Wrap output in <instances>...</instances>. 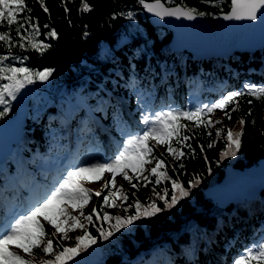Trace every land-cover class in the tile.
<instances>
[{
    "label": "trees",
    "instance_id": "16d2710c",
    "mask_svg": "<svg viewBox=\"0 0 264 264\" xmlns=\"http://www.w3.org/2000/svg\"><path fill=\"white\" fill-rule=\"evenodd\" d=\"M161 1L167 6L181 4L211 13L204 16L212 20L221 13L228 12L231 5V0H222L219 7L205 3L204 0ZM25 2L32 12L22 13L21 16L29 15L33 18V22L40 27V35L36 39L50 47L40 53L30 48L28 41H24L25 47L17 45L12 47L11 51L5 45L0 47V55L8 58L0 67H18L24 64L31 71L52 70L48 79L51 85L48 91L51 102L37 118L32 117L33 103H30L24 136L20 141L30 162V173L36 178L40 177V172L32 168V165L38 162L37 152L40 151L42 159L47 162L55 151L58 152L69 145L70 124L66 122L65 115L72 111L71 105H81L84 101L94 109L107 105L103 110V119L114 133H117L119 124L127 122L128 116L125 115L122 103L113 96L108 98L103 87L111 89L114 95H121L133 116L143 124L138 112L139 104L135 103L137 95L131 87L139 86L142 93L152 91L154 100L160 90V84L163 83L159 97L179 103L185 101L179 92L185 95L193 93L200 101L214 102L215 97L207 93L204 85L217 88L220 73L244 74V77L253 82L264 85V47L253 51L232 52L228 58H194L193 54L186 50H174L169 46L172 30L169 27L152 25L139 0H86L92 9L88 12L79 11L82 0H45V6L49 9L47 13L43 11L38 0ZM128 13H132V17H129ZM44 25L49 27L45 28ZM25 27L27 28V25ZM3 30L5 26L0 25V31ZM51 30L57 32L56 37L46 35ZM8 31L19 39L15 31ZM30 32L31 29L28 28L23 34L28 35ZM122 34L126 35L127 39L117 47ZM102 45L110 47L106 56L100 54ZM35 82L40 86L37 79ZM227 91L245 92V88L238 82ZM105 100L107 102H104ZM249 100L252 101L251 104L248 103ZM237 103L239 110L232 112V118L229 120L224 113L232 111ZM216 110L229 124L227 129L233 131H239L238 121L241 117L245 119L241 148L237 155L221 159L226 147V133L218 137L213 128H197L194 121L181 118V123L190 129L182 130V134L191 137L188 143L195 149V153H190L186 147L182 148L186 155L176 161L167 155L166 146L153 148V156L165 160L167 176L171 178L162 177L161 182L156 184V193L164 195V189H167L166 199L170 200L171 181L178 179L186 188L191 189L189 195L172 209L162 211L155 217L136 221L133 225L114 233L108 240L102 239L98 231L101 227L108 230L104 221L97 220L94 216L95 222L88 224L87 229L96 237V244L81 252L68 264H213L228 259L227 263H230L236 255L230 257V247L225 246V243L229 242L230 246L240 243L239 251L253 241H257L259 246L264 245V188L253 199L230 202L224 207L214 203L205 193L207 188L223 179L227 166L239 169L250 167L264 156V101L245 94L229 104L226 109ZM14 111H7L0 119L8 117ZM208 115L204 114L202 119H207ZM75 117L76 113L72 112L73 125ZM84 126L90 128L88 131L80 128L85 139L92 140L95 133L90 132L96 130L99 143L101 132L96 127L93 128L94 122L88 119ZM213 142L214 146L208 147V144ZM86 144L89 145V142ZM149 144H154V141L150 140ZM173 146L179 147L175 143ZM160 150L166 152V155L160 154ZM7 160L11 177L17 179L20 178L19 173L26 174L14 158ZM180 163H183V168L179 167ZM154 166L153 160L149 168ZM196 179L199 183L193 188L190 182ZM16 184L22 191L25 190L21 181ZM7 186V176L0 173V191ZM155 199L157 206L163 208L164 201L159 200L156 195ZM125 204H131L129 194ZM108 209L104 208L105 211ZM129 210L135 212L134 207ZM46 231L50 233L49 230ZM259 232L262 234L261 239H258ZM57 244L60 245V241L53 237L54 247ZM224 246L226 250H223ZM41 258L51 259L52 256L37 249L35 256L31 257L34 264H40ZM166 258L168 259L165 260ZM251 264L257 262L252 261Z\"/></svg>",
    "mask_w": 264,
    "mask_h": 264
},
{
    "label": "snow or ice",
    "instance_id": "6c2138e0",
    "mask_svg": "<svg viewBox=\"0 0 264 264\" xmlns=\"http://www.w3.org/2000/svg\"><path fill=\"white\" fill-rule=\"evenodd\" d=\"M38 2L43 7V11L47 13L49 9L45 6V0H38ZM139 2L144 4V7L149 12L160 17L184 16L188 19H193L194 15H211V13L201 12L186 6L164 7L161 0H154L153 3H145V0H139ZM204 2L219 7L222 0H204ZM91 10V6L86 0H82L79 11L88 12ZM261 10H264V0H231L230 10L224 14V18L236 20L249 19L254 21ZM65 11H67L66 6ZM31 12L32 9L27 7L25 0H0V25L5 26V30L0 31V42H3L0 44V47L6 45L9 51H11V48L17 45L21 48L25 47L24 41H28V46L40 53H43L50 47V45L36 39L40 35V27L37 23L33 22V18L29 15L21 16L22 13ZM127 15L132 17L133 14L128 13ZM25 25H27V28ZM44 27L48 28L49 26L44 25ZM28 28L31 29L30 34L24 35L23 32L27 31ZM8 29L15 31L19 39L17 40L15 36L10 35ZM46 35L56 37L57 32L51 30ZM7 58V56L0 55V64L7 60ZM13 59H19V57H13ZM51 75V69L31 71L26 67H0V79L8 81V83L0 85V105H8L10 107V103L5 99V95L15 99L16 93L25 84H31L35 79L41 81L47 80ZM245 94L264 101V86L250 87L246 85L245 92L229 93L226 98L217 103L196 111L176 110L158 113L155 116V126L149 131H145L143 135L129 139L126 142L127 148L116 155L111 161L107 163H90L69 171L66 178L59 183L55 191L28 210L25 215L16 219L15 223L10 224L3 233H0V264H34V260L26 258L24 254L34 257L35 250L37 249L42 250L45 255L52 256L51 259L41 258L40 264H68L74 257L97 242L96 237L89 233L85 227V223L82 221L93 224L95 222L93 217L95 216L97 220L108 222V230L102 227L98 229L100 237L108 240L114 233L133 225L136 221L155 217L162 211L172 209L181 199L188 196L191 191L190 188H186L181 184L178 179L171 181L172 194L170 200L166 199L168 195L167 189H164V195H160V193L155 194L159 200L164 201L163 208L157 206L156 200H151L148 204H142L139 200H136L128 204L127 207H124L125 213L128 212V209L135 208L134 214L131 215H112L104 210L105 207H117V200H121L122 202L128 200V193L124 192L123 185H117L116 183L118 175L122 176L134 189L139 187V183H133L134 179L138 182L143 181L145 186L151 182L159 184L162 177L164 179H171L167 176L165 160L153 156L154 147L166 146L167 153L176 161H180L186 155L181 150L182 148L186 147L190 153H195V149L188 143L191 137L182 134V130L190 129H188L186 124L181 123V118L194 121L197 128L203 126L211 129L216 124H222V120L202 119V116L205 113H213L215 109H226L229 104ZM248 103L251 104L252 101L249 100ZM237 110H239V103L236 104V107L232 111H225L224 115L231 120L232 112ZM7 111L8 107L0 111V117L6 115ZM251 112L252 109L250 108L249 115H251ZM238 123L240 125L239 131H233L230 128H216V135L218 137L226 133V147L221 154V159L228 156H236L240 151L241 137L244 134V117H241ZM208 135H211V131H209ZM150 140L154 141V144L150 145ZM174 143L179 145V147H174ZM214 143H209L208 147H213ZM202 150L203 146H201ZM153 160L155 161V166L147 168L146 165L152 164ZM183 166V163H180L179 167L183 168ZM129 171H131L132 175H129ZM104 173H109V177L105 178ZM153 177L155 178L154 181L151 179ZM101 180L103 181L102 188L100 191H96L94 195L101 197L104 189H109L108 194L102 197L103 205L99 211L94 207L91 213L85 214L84 208L92 198V190L86 188L84 182ZM190 183L191 187L194 188L199 183V180L196 179ZM111 188H114L115 191H111ZM77 210L79 215H73V212ZM45 222L53 229L51 233L46 231ZM77 228L82 229L83 234L75 237V244L73 246L65 247L57 244L54 247L53 237H56L59 233L63 234L62 239H71L68 233L75 231ZM10 245L21 249L22 252L11 250ZM60 247H62V250H58ZM252 261H256L257 264H264V245H261L257 249H248L246 255L238 259L235 264H251Z\"/></svg>",
    "mask_w": 264,
    "mask_h": 264
},
{
    "label": "water",
    "instance_id": "95a60500",
    "mask_svg": "<svg viewBox=\"0 0 264 264\" xmlns=\"http://www.w3.org/2000/svg\"><path fill=\"white\" fill-rule=\"evenodd\" d=\"M153 2H154V0L148 1V3H153ZM161 3L164 5V7H169V8H174L177 6L184 7L181 4H175V5L167 6L162 1H161ZM142 7H143V10L147 16V19H149V21L151 22L152 25L169 27L172 30V37L169 41V46L171 48H173L175 50H183V49L188 50L192 54H195L197 56V58H199V59L209 57V56L228 57L232 51H237V52L253 51L255 49H259V48L264 47V33H263V35H260L257 38H254L252 40H250L249 38L242 40L241 39L242 36L235 38L239 42L237 44H232V45L227 46L226 49L215 47L213 45L214 43H211L212 45H210L211 36H208L210 39L207 37H205L204 40L199 39V41H201V42H197L196 38H187V39H184V41H178L177 37H179V36L182 37V36H186V34H192L193 33V31H192L193 29H192L189 21H191V22L194 21L195 23H197L200 26H204L205 24L203 21H205L206 25L209 29H211L213 31H219V30H217V29H219L218 27H220V26L223 27V23L225 22V21L220 22L221 18H223L224 14L227 12L221 13L217 18H215L213 20L211 18L206 17V16H199V15H194V18L190 19V20L187 17H184V18L188 19V22L186 23V25L182 24V22H178L179 21L178 19H174L173 21H171V19H169L171 24H172V26H171L169 23H166L164 21L154 20L153 18L150 17L147 8H145L143 4H142ZM263 11L264 10H262L260 12H263ZM180 17H183V16H180ZM262 28L264 29V27H262ZM216 36H218V35L216 34ZM222 36H224V35H222ZM228 37H229V35L227 36V38ZM126 39H127L126 35L122 34L120 36L116 46L118 47V46H121L122 44H124ZM207 39L210 40V42ZM186 40H190V41H186ZM26 87L28 90V95H27V98L24 101V103L20 106V109L13 116L7 118L8 120L3 119L0 121V125H1L0 126V135H1V137H3L2 134L5 135L4 144L0 149V159H4L6 157V155L11 152L12 143L20 140L21 137L23 136V128H24V123L26 121V117H27L28 104H29L30 95H31V92L33 89V85H32V83L26 84ZM261 163H264V156L258 160L257 164L252 165L250 167H244L242 169H239V168H233L232 166H227L225 168V175H224L223 179L220 182L214 184L212 187L207 188L205 193L213 199L214 203H216L222 207L226 206L230 202L243 201L245 198L246 199H252V198L256 197L258 195V193L264 188V183H261V185L260 184L257 185L258 187L254 188V191L252 194L247 195V194H244V192H241V193H239L240 196L233 197V198L229 197L228 198L229 200L225 203H223V202L218 203V201L214 199L213 194H211L210 191H213L215 188H217L219 185L222 184V182L225 179L226 171L228 168H230L234 171L244 172L245 170L258 169L260 166L263 167L264 164L261 165ZM213 192H215V191H213ZM216 194H220V193L216 191ZM223 198H225V200H226V197H223Z\"/></svg>",
    "mask_w": 264,
    "mask_h": 264
},
{
    "label": "rangeland",
    "instance_id": "374dc122",
    "mask_svg": "<svg viewBox=\"0 0 264 264\" xmlns=\"http://www.w3.org/2000/svg\"><path fill=\"white\" fill-rule=\"evenodd\" d=\"M157 16V15H156ZM197 21V20H196ZM202 23V22H201ZM157 30H160V29H157ZM186 41H190V40H186ZM197 42H201L199 40H197ZM110 50V47L108 45H102L101 47V53L102 56H106L107 55V52ZM205 52V51H204ZM18 67H26V65H19ZM30 70V69H29ZM45 70V69H43ZM41 70V71H43ZM10 74V73H9ZM49 79V78H48ZM48 79L47 80H44V81H41V80H38L40 86L37 84V82H35L34 80V88H33V92L31 94V99H30V103L32 102L33 103V108H32V116L34 118H37L43 111H44V108L46 106H48L51 102V98L50 96L48 95V90L50 89V83H48ZM4 83H8V81L6 79H0V85H3ZM26 95H27V90H26V87L24 86L23 88L20 89V91L18 93H16V98L15 99H12L10 96H7L5 95V99L7 101H9L10 103V107L8 105H0V109L1 110H4L5 107H8V111L11 112L13 110H17L18 107L20 106V104L23 102V100L26 98ZM188 100V104H187V109L188 111H192V108H198V109H201V108H204L205 106H211L210 103H204V104H200V105H196L195 107V98L193 95H191L189 98H187ZM222 99H218V101H220ZM216 102V103H217ZM190 107V108H188ZM176 110H180V109H177V108H170L168 109V111H176ZM207 119H211L213 121L215 120H222V124H216L215 127H213V129L216 131V128H224V129H227L229 127V124H227V122L223 119L222 115L220 113H218L216 110H214L213 113H211ZM13 124V123H12ZM155 124L152 126L154 127ZM151 128L147 129L148 131L150 130ZM96 153H99V154H102L101 152H97V150H95ZM160 154H163V155H166V152L160 150L159 151ZM167 155H169L167 153ZM171 156V155H169ZM58 160H59V157H58ZM147 168H149V165H146ZM109 173H106L104 176L105 178H108L109 177ZM129 175H132L131 171H129ZM152 181L155 180V178H151ZM116 183L117 185H123V190L124 192L128 193L129 194V197H130V202L133 203L134 201L136 200H139L142 204H148L151 202V200H156L155 199V194H156V184L153 182V183H149L147 184L146 186L144 185V182L143 181H136L135 179L133 180V183H139V187L138 188H132L131 185L125 181L123 179L122 176L118 175L116 177ZM102 184H103V181H93V182H86L85 185H86V188H89L92 190L93 194L96 192V191H100L101 188H102ZM111 191H115L114 188H111L110 189ZM109 192V189H105L103 192H102V195L101 197H97L95 196L94 200L90 201L86 207L84 208V212L85 214H88L92 211V209L95 207V208H98L101 204H103V195H107ZM134 193V195H133ZM220 195V194H218ZM242 195V194H241ZM240 196V195H239ZM220 200L225 203L227 202L229 199L226 198L223 199V196L219 197ZM95 202V203H94ZM157 202V200H156ZM117 203V207L115 208H109L108 209V212L112 215H121V216H124V215H131V214H134L132 211H130L128 209V212L125 213L124 211V207H127V204L124 205V201L122 202L121 200H117L116 201ZM108 208V207H107ZM71 211V210H70ZM73 215H79V212L78 210L77 211H74L73 212ZM83 223H85V227L88 226V223L86 221H82ZM105 225H106V228L108 229L109 228V223L108 222H105ZM114 223V221H113ZM45 228L47 230L50 231V233L53 231V229L51 228L50 225H47V223L45 222ZM83 234V230L82 229H79L77 228L75 231H71L68 233V236L71 237V239H62V236L63 234H57V236L55 237L57 240L60 241V245L62 246H73L75 244V237L77 235H82ZM92 246V245H91ZM90 246V247H91ZM62 248V247H60ZM258 248V244L257 243H253L250 245L249 249H257ZM10 249L11 250H16V247L13 246V245H10ZM22 252V251H21ZM24 254V253H22ZM26 256V258H30L29 256H27V254H24ZM236 262V261H235ZM235 262L233 264H235ZM85 264V263H84Z\"/></svg>",
    "mask_w": 264,
    "mask_h": 264
},
{
    "label": "bare ground",
    "instance_id": "6f19581e",
    "mask_svg": "<svg viewBox=\"0 0 264 264\" xmlns=\"http://www.w3.org/2000/svg\"><path fill=\"white\" fill-rule=\"evenodd\" d=\"M145 3H148L145 1ZM144 5V4H143ZM262 11V10H261ZM149 12V11H148ZM149 15L154 20L158 21H164L166 23H169L171 26V21L174 19H178V22H182V24H185L188 22V19L180 16H156L154 13L149 12ZM190 20V19H189ZM202 21V20H201ZM225 21L223 23V27H218L219 31H213L209 29L206 25V22H204V26H200L194 21H189L190 25L192 27V34H186V36H179L177 37L178 41H184V39L187 38H196L197 40L201 39L204 40L205 37L209 38L208 36H211V43H214L213 45L218 48H224L226 49L227 46L232 44H237L239 41H237L235 38H238L242 36V40H245L249 38L250 40L257 38L260 35H263L264 29V11L258 12L257 19L256 20H249V19H224L221 18V21ZM174 25V24H173ZM213 34V35H212ZM216 34L218 36H216ZM224 35V36H222ZM229 37L227 38V36ZM210 39V38H209ZM205 42V41H204ZM201 49V48H200ZM203 50V49H202ZM9 129V128H8ZM3 137L0 135V149L4 144L5 141V135L2 134ZM264 163H261L263 165ZM261 183H264V166H260L258 169H252V170H245L244 172L234 171L230 168L226 171V176L224 181L221 185H219L217 188H215L213 191H210L211 194H213V197L215 200L218 201V203H221L220 195L221 197L226 198H233L239 196V193L244 192V194H252L255 187H258L257 185H261ZM216 191L220 193V195L216 194ZM225 199V198H223Z\"/></svg>",
    "mask_w": 264,
    "mask_h": 264
}]
</instances>
